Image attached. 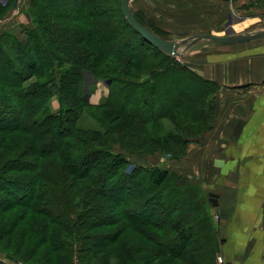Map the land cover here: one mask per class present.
<instances>
[{
	"label": "trees",
	"instance_id": "trees-1",
	"mask_svg": "<svg viewBox=\"0 0 264 264\" xmlns=\"http://www.w3.org/2000/svg\"><path fill=\"white\" fill-rule=\"evenodd\" d=\"M15 2L0 0V20ZM26 14L21 39L0 33V220L11 219L0 235L24 222L33 237L0 247V264H36L45 246L55 264H216L221 239L201 190L170 165L132 160L179 159L203 139L218 85L146 43L121 0H28ZM87 75L108 90L96 105ZM85 109L99 130L77 126ZM128 231L143 245L122 239Z\"/></svg>",
	"mask_w": 264,
	"mask_h": 264
},
{
	"label": "crops",
	"instance_id": "crops-1",
	"mask_svg": "<svg viewBox=\"0 0 264 264\" xmlns=\"http://www.w3.org/2000/svg\"><path fill=\"white\" fill-rule=\"evenodd\" d=\"M137 1L165 21L157 26L169 33L176 32L167 23L179 21L191 30L177 34L198 37L251 36L264 28V8L249 7L251 0H177V8L164 7L163 0ZM200 42L201 50L185 53L181 62L218 85L217 118L189 147L186 173L223 185L209 194L222 213L226 264H264V37L238 43L196 38L191 45Z\"/></svg>",
	"mask_w": 264,
	"mask_h": 264
},
{
	"label": "rangeland",
	"instance_id": "rangeland-1",
	"mask_svg": "<svg viewBox=\"0 0 264 264\" xmlns=\"http://www.w3.org/2000/svg\"><path fill=\"white\" fill-rule=\"evenodd\" d=\"M27 2L28 0H16V2L13 4L12 8L9 7L8 11L6 12V14L4 15V17L0 20V33L4 30H6L8 33H12L13 35H17L18 38H22L23 36L20 34V24H23L26 26L29 25V23H27L28 20V16L26 14V6H27ZM177 0H163V5L164 7L168 8V6H174L175 8H177ZM6 3H3V6ZM262 4V3H261ZM252 7V6H251ZM256 8H264V6L262 5H258V7L256 6ZM130 10L133 13H135L138 18H140L145 25H147L148 27L150 26V28H154L160 31V33H163L162 38L165 39L166 41L169 42H176L178 45L177 48V53L178 56L176 57V59H178L179 61H182V58L184 56L185 53H189L193 50H201V45L202 43H198V44H194L191 45V42L198 38V36H190V35H185V34H177L178 32L181 31H190L191 29H189L188 27H186V23L183 21H179L180 25L178 23H167V25H169L174 32L176 33H169L168 31H164L162 29L159 28V26H162L161 23H165L162 22L161 19H157L156 17L153 16V13L150 12L149 10H147L145 8V6L143 4H139L137 0H131L130 1ZM252 13H255V10L252 11ZM262 17H264V15H262ZM262 23L261 24L264 27V19H262ZM173 22H176V20H172ZM27 23V24H26ZM159 25V26H157ZM172 31V32H173ZM264 31V28L255 33L258 34L260 32ZM34 56L35 58H38L39 53L37 54V52H34ZM83 86H84V91L85 93H87L88 96V101L89 103L96 105L98 104L107 94L108 90L107 87L104 83L102 82H97L93 79V77L91 75H87L85 76V79L83 80ZM58 106L56 98L52 99V107L53 109H56ZM98 111V110H97ZM96 110H84L81 113V116L79 118V120L77 121V126L81 129H94V130H99L100 129V124L99 122L96 120ZM217 118L216 112L214 111V115H213V124L215 123ZM202 140V139H201ZM200 140V141H201ZM200 141H198L197 143H199ZM193 144L196 143H192L190 145L187 146L185 154L180 157L179 159H173L172 156L170 154H162L160 157V160L164 159V163L159 164L158 161L159 159H149V160H140V159H133L132 161H136L140 164H145V165H158L162 168H166L169 164L173 165L172 170L181 176H185L188 181L192 184V185H196L198 187V189L201 190V196L204 199L205 203H207V208L209 210V214L210 217L214 223V225L216 226V229L218 231V237L221 239L222 234H224V229H222V227L219 229L218 228V222L220 217H222V213L218 211V208H214L211 203L209 202V193L213 192V193H217L219 191L223 190V185H220V181L218 179H211L210 177L207 180H202L197 178L193 173L191 174H187L186 173V163H185V155L187 154V151L189 149V147ZM229 182V181H228ZM232 182L230 183V187H232ZM229 187V186H228ZM229 187V188H230ZM218 194V193H217ZM178 212L180 210H182V207L179 206L178 207ZM20 211V210H18ZM17 212V211H16ZM18 213V212H17ZM10 216L7 215L4 219L0 220V227L2 223H9L10 222ZM23 224H25L24 222L21 224L23 226ZM27 224V223H26ZM20 225V226H21ZM18 228H14L13 232H10L8 235H5L4 233L2 235H0V247H5L10 249V251H15V247L16 244L21 245V248L24 250L30 243V241L32 240L33 234L31 235L30 233H26L24 235V229L21 227ZM115 228H108L106 230H102V231H113ZM105 233V232H102ZM122 239H126L127 242H130V245L134 246V247H140L141 245H143V242L140 238L139 235H133L131 234L129 231L125 232L121 235ZM135 238V239H134ZM223 244L221 243L220 245V250H219V254H217L216 256V264H226L227 260L226 258H224V255L221 253V249L223 248ZM116 249V254L113 253V255H116L118 258H121V250L117 247H115ZM48 252V247H42L40 249H38L34 255V257L31 255V258L29 257L30 261L35 262L36 264H55L56 262L53 261H48L50 260L49 257H47L45 254H47ZM110 255V254H109ZM141 255H147V252L143 249V252ZM108 256V255H107ZM106 256V257H107ZM1 259V257H0ZM141 264V263H139ZM148 264H161L159 263V261H155V262H150Z\"/></svg>",
	"mask_w": 264,
	"mask_h": 264
},
{
	"label": "water",
	"instance_id": "water-1",
	"mask_svg": "<svg viewBox=\"0 0 264 264\" xmlns=\"http://www.w3.org/2000/svg\"><path fill=\"white\" fill-rule=\"evenodd\" d=\"M130 1L131 0H121V11L127 23L146 43L164 52L165 54L176 58L178 56L177 43L166 41L165 39L154 34L146 27L141 25L136 20V18L134 17V15L130 10ZM263 37H264V31L251 36H224V37L205 36V37H198V39L208 38L209 40L215 43H238V42L248 41L251 39L263 38ZM216 199L217 197L215 195L209 194V202L213 207H217Z\"/></svg>",
	"mask_w": 264,
	"mask_h": 264
},
{
	"label": "built area",
	"instance_id": "built-area-1",
	"mask_svg": "<svg viewBox=\"0 0 264 264\" xmlns=\"http://www.w3.org/2000/svg\"><path fill=\"white\" fill-rule=\"evenodd\" d=\"M163 160H164V159H162V160H160V159H159L158 163H159V164H162V163H164V161H163ZM9 264H13V263H9Z\"/></svg>",
	"mask_w": 264,
	"mask_h": 264
}]
</instances>
